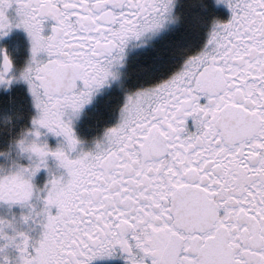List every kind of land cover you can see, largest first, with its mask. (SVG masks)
Returning <instances> with one entry per match:
<instances>
[{"label":"snow or ice","instance_id":"1","mask_svg":"<svg viewBox=\"0 0 264 264\" xmlns=\"http://www.w3.org/2000/svg\"><path fill=\"white\" fill-rule=\"evenodd\" d=\"M214 3L0 0V264H264V0Z\"/></svg>","mask_w":264,"mask_h":264},{"label":"flooded vegetation","instance_id":"2","mask_svg":"<svg viewBox=\"0 0 264 264\" xmlns=\"http://www.w3.org/2000/svg\"><path fill=\"white\" fill-rule=\"evenodd\" d=\"M202 3L206 5L205 10H201L200 14L204 17L205 20L211 19L212 17L219 18L221 20L227 19L228 11L223 5H216L214 0H202ZM188 0H178V6L176 11L181 14L180 24L177 26V31H180L184 28L187 19L190 18L192 9H189ZM8 14L10 16L14 15V10L9 9ZM47 32V28L45 29ZM0 45L7 47L10 55L12 56L15 64L17 66L23 65L24 61L28 57V41L25 33L22 30L13 29V31L3 40H0ZM89 113H92L93 110L89 109ZM92 123V120L88 115L85 116L84 120L80 125V131L82 136L90 141L91 137L98 132V128L90 129L88 126ZM42 182V179L41 181ZM21 211H26L20 209L18 206H13L9 208L7 205L0 204V218L11 220L15 217L18 221ZM20 230H23L28 233L33 239H37L39 236V225L34 224H19L16 225ZM10 231V230H9ZM8 255L10 257L15 256V252L11 249L8 250ZM95 264H123V261L119 258H113L105 261H96Z\"/></svg>","mask_w":264,"mask_h":264},{"label":"trees","instance_id":"3","mask_svg":"<svg viewBox=\"0 0 264 264\" xmlns=\"http://www.w3.org/2000/svg\"><path fill=\"white\" fill-rule=\"evenodd\" d=\"M190 9V8H189Z\"/></svg>","mask_w":264,"mask_h":264}]
</instances>
